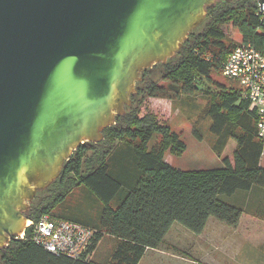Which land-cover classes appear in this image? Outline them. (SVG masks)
Here are the masks:
<instances>
[{"label":"trees","instance_id":"trees-1","mask_svg":"<svg viewBox=\"0 0 264 264\" xmlns=\"http://www.w3.org/2000/svg\"><path fill=\"white\" fill-rule=\"evenodd\" d=\"M226 23L239 34L240 45H249L264 56V12L257 0L216 1L173 59L140 74L131 106L103 131V139L80 145L64 162L52 186L34 197L26 215L34 222L46 214L62 219L53 211L81 186L102 203L97 226H92L97 233L90 259L85 262L54 256L24 238L10 242L0 252V264H96L91 255L103 237L115 240L108 264H138L145 250L157 248L175 223L200 235L209 218L247 240H264V206L249 211L224 201L253 187L264 190L262 143L257 137L255 114L236 83V88H226L212 79L236 47L226 41L221 30ZM204 83L217 90L204 108L211 122L210 132L217 139L213 150L220 155L228 140L236 147L232 161L224 158L222 168L179 171L165 162L164 154L182 155L186 151L184 142L154 115L138 117L137 111L147 98L191 97L202 91ZM154 135L158 140L149 151ZM122 140L127 142L135 162L136 174L130 185L123 168L109 173L107 163ZM122 188L125 195L112 207Z\"/></svg>","mask_w":264,"mask_h":264},{"label":"water","instance_id":"water-1","mask_svg":"<svg viewBox=\"0 0 264 264\" xmlns=\"http://www.w3.org/2000/svg\"><path fill=\"white\" fill-rule=\"evenodd\" d=\"M216 1L0 0V251L38 193L125 114L140 74L165 64ZM264 10V0H257Z\"/></svg>","mask_w":264,"mask_h":264},{"label":"rangeland","instance_id":"rangeland-1","mask_svg":"<svg viewBox=\"0 0 264 264\" xmlns=\"http://www.w3.org/2000/svg\"><path fill=\"white\" fill-rule=\"evenodd\" d=\"M221 30L228 43L236 45V47L240 45V36L231 24H224ZM212 79L226 86V88L237 87L234 82L222 77L220 72L212 76ZM159 85L164 86V84ZM200 89L204 91H200L191 97H178L174 100L147 98L142 102L137 111L138 117H142L146 114L154 115L160 124L168 125L184 142L186 151L182 155L176 156L168 152L164 154L165 162L179 171L222 168V160L228 158L232 161V154L236 147L234 141L228 140L220 155L216 154L213 150L217 139L210 132L211 122L205 115L204 108L209 98L216 94L217 90L214 86H209L205 83ZM157 137L158 136L154 135L149 142V151L154 147L156 140H158ZM126 143L127 142L124 140H122V142H117V148L109 156L107 163L109 173L118 172V169L122 171L121 169L123 168V171L128 175V182L126 183L130 185L133 176L136 174V168L133 155ZM262 164L264 165V159H262ZM125 192L126 189L122 188L110 205L112 207L116 206L125 195ZM224 201L234 206L254 211L264 206V190L253 187L246 193L237 192L232 197L224 198ZM101 208L102 203L85 187L81 186L74 189L53 213H60L59 210L65 211L73 221L93 224L98 221ZM173 227L174 229H172L170 233V239L175 235L178 237V240L183 243L191 242V238H188L186 234H191L190 231L176 223ZM102 250L105 251V249Z\"/></svg>","mask_w":264,"mask_h":264},{"label":"built area","instance_id":"built-area-1","mask_svg":"<svg viewBox=\"0 0 264 264\" xmlns=\"http://www.w3.org/2000/svg\"><path fill=\"white\" fill-rule=\"evenodd\" d=\"M264 12V10H261ZM222 77L236 83L256 117L257 137L262 143L264 159V56L249 45L234 48L222 62ZM97 231L75 221L53 219L43 215L38 221L27 220L20 237L40 246L54 256L88 261Z\"/></svg>","mask_w":264,"mask_h":264},{"label":"crops","instance_id":"crops-1","mask_svg":"<svg viewBox=\"0 0 264 264\" xmlns=\"http://www.w3.org/2000/svg\"><path fill=\"white\" fill-rule=\"evenodd\" d=\"M59 212L61 218L70 219L65 211ZM80 224L93 228L97 221ZM172 229L157 248L145 250L138 264H264V240H247L213 218L208 219L200 235L185 232L191 238L189 243L179 241L175 235L170 239ZM114 247V239L103 237L91 255L94 263L108 264Z\"/></svg>","mask_w":264,"mask_h":264},{"label":"flooded vegetation","instance_id":"flooded-vegetation-1","mask_svg":"<svg viewBox=\"0 0 264 264\" xmlns=\"http://www.w3.org/2000/svg\"><path fill=\"white\" fill-rule=\"evenodd\" d=\"M1 252V251H0Z\"/></svg>","mask_w":264,"mask_h":264}]
</instances>
